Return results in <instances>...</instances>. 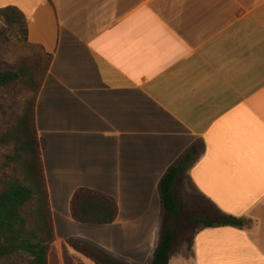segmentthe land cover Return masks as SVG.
<instances>
[{
	"label": "crops",
	"instance_id": "1",
	"mask_svg": "<svg viewBox=\"0 0 264 264\" xmlns=\"http://www.w3.org/2000/svg\"><path fill=\"white\" fill-rule=\"evenodd\" d=\"M7 6L50 56L35 115L55 228L48 264H96L71 240L150 264L160 181L194 146L187 175L198 194L245 224L196 230L169 264H264V0H0ZM79 188L114 196L116 220H75Z\"/></svg>",
	"mask_w": 264,
	"mask_h": 264
},
{
	"label": "trees",
	"instance_id": "2",
	"mask_svg": "<svg viewBox=\"0 0 264 264\" xmlns=\"http://www.w3.org/2000/svg\"><path fill=\"white\" fill-rule=\"evenodd\" d=\"M0 15L6 24L20 29L27 42V19L24 13L15 6H7L0 8ZM46 57L48 62L41 77L34 65L0 68V90L23 86L28 92L31 91V96H27L22 108L12 112L6 124L0 126V148L7 150L0 164V264H48L50 245L55 239L35 117L36 101L50 64V56ZM199 154L198 147H192L180 163L169 167L160 181L164 220L150 264H169L178 249L177 232L173 224L181 220L184 208L177 189L182 179L197 192L187 172ZM205 201L199 209L203 211L201 218H194L195 231L205 227L244 226L243 218L227 214L211 201ZM70 207L73 218L78 222L98 225L114 222L119 212L118 201L114 196L90 188L77 189ZM69 242L96 264H129L93 245L73 240Z\"/></svg>",
	"mask_w": 264,
	"mask_h": 264
},
{
	"label": "rangeland",
	"instance_id": "3",
	"mask_svg": "<svg viewBox=\"0 0 264 264\" xmlns=\"http://www.w3.org/2000/svg\"><path fill=\"white\" fill-rule=\"evenodd\" d=\"M0 32H2L0 36V68L34 65L38 68V76L41 77V73L48 62L47 57L38 48L30 46L25 41L20 29L6 24L2 15H0ZM27 96H31V91L28 92L23 86L12 90H0V126L6 124L12 112L22 108ZM5 152L7 150L0 148V164L3 161L2 157ZM177 195L182 199L184 208L181 220L173 224V229L177 232L178 246L183 238L189 240L195 232L196 220L194 218L198 219L203 213L199 209L204 206L203 203H206V201L188 182L186 183L183 180L179 182Z\"/></svg>",
	"mask_w": 264,
	"mask_h": 264
}]
</instances>
